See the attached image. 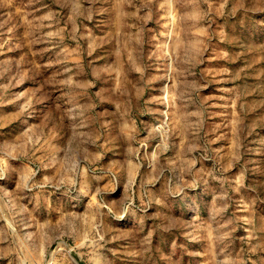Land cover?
Returning <instances> with one entry per match:
<instances>
[{
    "label": "rangeland",
    "instance_id": "rangeland-1",
    "mask_svg": "<svg viewBox=\"0 0 264 264\" xmlns=\"http://www.w3.org/2000/svg\"><path fill=\"white\" fill-rule=\"evenodd\" d=\"M0 264H264V0H0Z\"/></svg>",
    "mask_w": 264,
    "mask_h": 264
},
{
    "label": "bare ground",
    "instance_id": "bare-ground-1",
    "mask_svg": "<svg viewBox=\"0 0 264 264\" xmlns=\"http://www.w3.org/2000/svg\"><path fill=\"white\" fill-rule=\"evenodd\" d=\"M168 89H169V83L167 81H165L164 84H163V89L162 90L167 92Z\"/></svg>",
    "mask_w": 264,
    "mask_h": 264
}]
</instances>
